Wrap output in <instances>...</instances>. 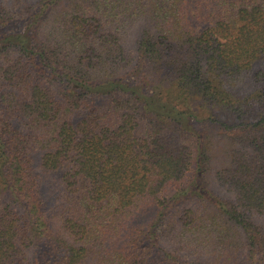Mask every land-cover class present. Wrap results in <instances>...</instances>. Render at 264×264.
Listing matches in <instances>:
<instances>
[{
  "label": "trees",
  "instance_id": "trees-1",
  "mask_svg": "<svg viewBox=\"0 0 264 264\" xmlns=\"http://www.w3.org/2000/svg\"><path fill=\"white\" fill-rule=\"evenodd\" d=\"M0 264H264V0H0Z\"/></svg>",
  "mask_w": 264,
  "mask_h": 264
},
{
  "label": "rangeland",
  "instance_id": "rangeland-1",
  "mask_svg": "<svg viewBox=\"0 0 264 264\" xmlns=\"http://www.w3.org/2000/svg\"><path fill=\"white\" fill-rule=\"evenodd\" d=\"M164 245H169V244L164 243Z\"/></svg>",
  "mask_w": 264,
  "mask_h": 264
}]
</instances>
